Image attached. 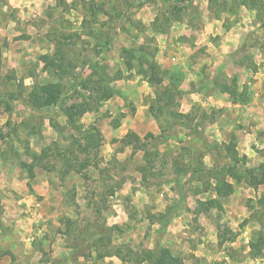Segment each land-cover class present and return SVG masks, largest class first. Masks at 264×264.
Wrapping results in <instances>:
<instances>
[{"label": "rangeland", "instance_id": "1", "mask_svg": "<svg viewBox=\"0 0 264 264\" xmlns=\"http://www.w3.org/2000/svg\"><path fill=\"white\" fill-rule=\"evenodd\" d=\"M155 1L156 25L142 24L133 6ZM244 2L256 8L264 35V0ZM238 4L226 0L215 9L234 15ZM177 17L197 23L196 6L0 0V264H120L115 252L155 249L168 250L179 264H264L249 248L264 233V186L252 189L225 175L227 145L245 156V167L264 166V40L251 39L260 55L237 51L232 59L241 68L205 65L184 90L177 70L160 68L163 86L172 81L177 89L165 106L155 102L162 86L138 73L137 52L144 47V59L155 61L157 35L149 32H166L159 23ZM197 53L203 61L206 53ZM60 60L63 72L50 66ZM145 83L141 107L134 102ZM40 87H53V103L39 107L47 97ZM102 90L110 97L97 98ZM184 94L201 98L191 105ZM233 98L251 110L235 117L218 108ZM116 125L127 131L119 135ZM135 129L144 132L138 135L144 149L120 142ZM93 130L101 145L96 154L83 153ZM217 182L233 187L218 198L220 209L206 205L216 198ZM162 214L169 217L164 229L156 223ZM125 264H136L135 257Z\"/></svg>", "mask_w": 264, "mask_h": 264}, {"label": "crops", "instance_id": "2", "mask_svg": "<svg viewBox=\"0 0 264 264\" xmlns=\"http://www.w3.org/2000/svg\"><path fill=\"white\" fill-rule=\"evenodd\" d=\"M166 1L170 3L168 0ZM225 1L226 0H191L190 3L196 6L198 11L197 23L189 22L187 18L180 17L170 20L168 24L169 28L166 32H155L153 30L150 31L151 33L149 32L150 35H157L155 37L157 49L154 62L162 70L170 72L172 70H177L182 76V84L178 90L187 89V87L192 85L193 81L197 79V71L195 70L203 68L205 65L207 68H216L218 70L220 68H226L229 64L235 65L236 68H241L240 65L234 63L232 59L236 56L239 49H248L251 50V53H255L254 55L259 54L258 47L256 48L254 45L250 47L252 42L251 39L254 38L255 34L258 35L257 39L260 42L264 40V35L258 32L261 22L256 20L255 8H250L249 5L242 3L244 0H239L242 4H238L237 12L234 15H230L225 9L218 12L215 9L216 5L223 6ZM159 4L160 2L155 1L154 3L134 5V17L141 20L142 24L150 26L156 18V10L157 7H160ZM149 10H152V16L147 18L146 14ZM198 51L206 53L203 57V61L196 58L198 56ZM216 69L214 71H218ZM191 70L195 71V73ZM145 84L140 86L141 90H138L141 91L138 94L139 101L134 102L141 107H144L142 95L147 94L146 89L149 90V86L147 84L145 86ZM142 88L145 90H142ZM226 96L227 95L223 93L220 98L224 100ZM182 98V100L187 99L188 103L193 101L191 105H194L201 97L196 94H184ZM208 100L211 101L210 99ZM189 106L190 104L188 108ZM222 107L229 108L225 114L231 116L234 113L235 117L240 111L251 110L249 104L241 108L237 103L232 105L226 100L219 102L218 108ZM188 110L182 111L181 113L186 114ZM238 115L240 116V114ZM116 130H119V135H121L120 133L124 134L127 128L124 130L123 125H121L117 127ZM134 131L137 135L144 133L137 129ZM150 131L156 134L158 129L157 127L154 128L151 126Z\"/></svg>", "mask_w": 264, "mask_h": 264}, {"label": "trees", "instance_id": "3", "mask_svg": "<svg viewBox=\"0 0 264 264\" xmlns=\"http://www.w3.org/2000/svg\"><path fill=\"white\" fill-rule=\"evenodd\" d=\"M173 8H177L178 6H183L185 4H190L191 0H168ZM243 4L245 3L244 1L242 2ZM250 6V5H249ZM254 6H250V8H253ZM254 9V8H253ZM256 10V8L254 9ZM179 18V17H177ZM173 19H165L164 23L159 26H167L169 27V22L170 20ZM156 25V19L153 21V26ZM155 32H160L157 31L156 29H152ZM163 32V31H161ZM263 32H264V26H263ZM144 47H140L138 52L139 53V60H138V73L143 74V75H148L146 77L147 83L150 85H155L157 87H161L162 89L160 93L157 94L155 98V102H162L164 103L165 106H169L171 104V100L173 97V90H177L174 87V84L171 83L172 81H168L167 85L163 86V75L164 72L160 70L158 65L154 61H146L144 59V56H146ZM149 55V53H148ZM45 59V57H43ZM63 60H60L59 67L57 66V62L55 64L50 63V66L53 65V69L56 70L58 69L59 71L63 72L64 68L62 67ZM58 67V68H57ZM146 67V68H144ZM101 82V80H99ZM53 87L48 88V87H40V91L44 93L47 97L45 98V101L39 106H46L49 105L50 103H53L55 100L56 96L54 95L55 92H53ZM102 89L99 86V83H97L93 91H95L96 94L99 93V90ZM103 91V90H102ZM105 91L102 92V94L97 95V98L101 97L102 100H105L110 97V95L105 96ZM223 93L226 92V90H222ZM54 93V94H53ZM108 93V92H106ZM232 103H237L236 99L233 98ZM116 127H118L116 125ZM148 137H151V134H147L146 136L143 137V140H146ZM102 142V137L99 131L93 130V132L88 134L87 140L84 144V147L82 146L81 151L83 153H89L90 151L93 152L94 154L97 153L98 148L100 147ZM121 144L123 146H129V145H134L137 149H144V142H142L141 138L133 133V132H128L126 135L122 137L120 140ZM225 152L230 158V164L226 168L225 175H227L228 178H230L232 181H234L236 184L239 183H244L246 186L255 189L260 185L264 186V166L261 165L260 168H247L243 164H246V158L245 156H238L237 151L235 148H233L230 145L225 146ZM38 159V158H34ZM69 170L74 171L75 173H79L78 170H75L73 166L68 167ZM178 170L182 173L187 172L189 170L178 168ZM224 175V176H225ZM224 186H221L218 184H215L213 187V191L216 195V198L208 200L207 201V206L213 207L214 209H220L221 204L218 198H224L228 196L232 192V185L230 183H225L223 184ZM259 203L264 206V194L260 197ZM169 220V217L167 214H162L160 217L157 218L156 223L161 226V229H164L166 227V224ZM249 248H250V254L252 257H264V233L261 235L260 239L255 242H250L249 243ZM114 257H116L119 261L120 264H125V257L126 256H134L136 264H141L143 262L147 264H179V260L175 257H173L170 252L166 249H155L153 251H148L145 252L142 255H136L132 253L131 251H126V254L123 255L119 252H115V254H112ZM110 255V256H112ZM111 264V263H109Z\"/></svg>", "mask_w": 264, "mask_h": 264}]
</instances>
